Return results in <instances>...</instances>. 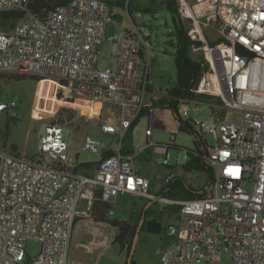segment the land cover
<instances>
[{
	"label": "built area",
	"instance_id": "2783aa9c",
	"mask_svg": "<svg viewBox=\"0 0 264 264\" xmlns=\"http://www.w3.org/2000/svg\"><path fill=\"white\" fill-rule=\"evenodd\" d=\"M31 1L0 0V12L21 13L18 19L4 20L11 21L6 28L0 23V74L39 77L73 99L105 105L100 128L117 135L119 143L111 146L86 135L81 149L99 156L87 174L77 171L78 154L70 153L58 122L45 126L33 157L0 150V264H81L70 256L80 200L91 211L99 196L110 204L107 215H112L111 204L127 195L179 207L174 214L179 223L167 225L169 240L160 264L216 262L224 255L233 264H264V0H178L190 37L203 41L193 51L205 50L208 68L196 92L242 111L239 121L212 114L192 120L196 132L214 137L207 144L213 174L205 194L189 199L153 193L150 179L122 147L148 92L149 30L135 26L106 35L107 26L116 21L108 0H69L44 17L29 10ZM211 22L223 32V41L215 46L202 30ZM104 40L112 45V62L100 69ZM182 105L184 118L189 109L187 102ZM0 115L17 118V102L0 100ZM148 119L147 147L163 153L167 165L168 145L174 142L154 143L151 110ZM108 151L112 153L104 156ZM173 176L169 172L165 182ZM32 238L39 248L30 256L26 246Z\"/></svg>",
	"mask_w": 264,
	"mask_h": 264
},
{
	"label": "rangeland",
	"instance_id": "374dc122",
	"mask_svg": "<svg viewBox=\"0 0 264 264\" xmlns=\"http://www.w3.org/2000/svg\"><path fill=\"white\" fill-rule=\"evenodd\" d=\"M112 1L109 4V10L116 16V21L107 26L106 35L118 34L126 29H133L135 26H145L149 30V37L146 40L149 43L148 48L151 55L149 58V83L151 81L153 93L165 94L167 89L176 82V65L174 61L175 48L170 43V41H175L171 35L173 25L171 15L164 7L163 0H127L128 7L132 10L131 14L128 13L125 0ZM1 22L5 28L11 23V21L0 20ZM185 23L188 25L186 21ZM202 30L208 41L223 37L221 28L213 22L208 23ZM143 53V60H146V50ZM111 54L112 45L109 41L104 40L101 45V55L97 62L100 69H106L110 66ZM191 54L197 60L205 59V50L203 49L191 51ZM140 67L142 68L141 65ZM16 73L0 74V100L14 99L17 102L18 113L17 118L0 115V150L5 148L8 152L13 150L22 156L33 157L38 151L40 136L45 126L54 121L64 126L65 137L69 142V151L70 153L78 152L79 161L93 163L99 159L97 154L81 149L86 135L102 142H109L111 146L118 145L117 135L103 132L100 128L101 114L107 112L105 105L89 100H76L66 92H62L61 97L58 98L54 92L57 89L55 83L43 79L46 86V89H43L30 75L20 79L11 77ZM51 84L55 88L51 87ZM187 105L189 114L184 119L203 120L212 114L215 117L221 116L224 121H239L242 115V111L239 109L222 107L223 104L215 96L211 98V102L191 100L187 102ZM179 107H183V105L180 104ZM153 108V142L165 145L172 140L177 146L168 149L166 155L168 164L163 163L165 155L153 152V147H150L144 156L137 153L138 150L147 147L148 113L140 115L132 132L123 139L122 147L130 149L136 166L141 170H146L149 173L148 178H152L156 186L164 184L165 177L174 170L178 176H183L187 183L193 187L203 186L206 183L207 172L186 171L183 168L188 150L195 149V136L178 129V122L170 110L158 106ZM199 134L208 145L214 143V137L211 133L201 131ZM146 174L145 172L144 175ZM132 198V196L130 198L128 196L119 197V205L118 201L111 205L114 212L110 217L116 220L129 218ZM156 209L161 210L162 206L159 205ZM169 223L178 224L179 218L175 217L173 213L170 215L164 213L162 215L164 228L160 234L148 233L145 230L140 231L132 256L136 264H157L158 253L161 249L163 250L169 240L166 228ZM93 233L94 231L85 221H79L76 232L72 233L70 256L75 255L77 258L92 264H118L120 262L118 261L120 248L117 243L107 242L104 245L91 247L85 244L88 243V239L93 236ZM38 248L37 239L28 240L26 250L30 256L36 254ZM196 264L233 263L228 256L224 255L220 261H201Z\"/></svg>",
	"mask_w": 264,
	"mask_h": 264
},
{
	"label": "trees",
	"instance_id": "16d2710c",
	"mask_svg": "<svg viewBox=\"0 0 264 264\" xmlns=\"http://www.w3.org/2000/svg\"><path fill=\"white\" fill-rule=\"evenodd\" d=\"M68 1L69 0H32L29 3V10L39 17H44L49 11L56 9L57 7L67 3ZM108 3L110 4L111 2L108 1ZM124 3L126 4V1ZM163 4L171 15L173 25L171 35H173L175 41H170V43L175 48L174 61L176 65V82L172 87L167 89L166 93L163 96L153 100L151 105L144 104L142 114L149 113L150 107L158 106L161 108H166L172 112L174 118L178 122V129L180 131H186L195 136V149L188 150L187 159L183 163V168L186 171L195 170L207 172L208 174L206 183L200 187H193L192 185L187 183L186 179L183 176H178L175 174L159 190L158 195L162 197L179 199L198 198L203 196L207 191L206 185H208L212 179L213 168L207 162V143L205 139L194 130L192 126V119H184L180 115L179 106L183 102H188L191 100H211V95L196 92L197 86L208 66L204 58L197 60L191 54V51H193V47L203 45V41L194 40L190 37L188 33L189 27L180 16L178 0H163ZM127 10L129 14L132 13V10L128 7V2ZM20 16L21 13L17 12H0V19L3 21L8 19L15 20ZM221 41H223L222 37L214 41L207 40L210 46H215ZM11 77L20 79L27 77V75H24L23 73H16ZM30 77H33L41 88L46 89V86L43 83V79L35 76ZM50 86L54 87L52 84ZM54 92L56 93L58 98L61 97L62 91H58V89H55ZM136 122L137 120L129 129L127 135L132 132V129ZM170 147L177 146L175 145V143H171L168 145V149ZM124 152L126 154H129L128 149H125ZM111 153L112 151H108L104 154V156ZM89 165L90 163H81L80 167H87ZM109 208L110 204L106 201H103L99 196H97L92 202L90 218H92L96 222H107L117 228V233L113 238V242L119 245L121 251H124V264H126V260L131 248L132 239L135 234L139 219L142 215V210L139 213L136 223L131 224L125 220L108 218L107 212ZM178 209L179 207L177 206H163L161 210H158L153 207L151 208V206H148L145 210V221L141 227V231L145 230L148 233L160 234L162 232V229L164 228L162 225V215L164 213H167L169 215L170 213L177 214ZM130 264H136V261L133 257Z\"/></svg>",
	"mask_w": 264,
	"mask_h": 264
},
{
	"label": "crops",
	"instance_id": "0c3cea01",
	"mask_svg": "<svg viewBox=\"0 0 264 264\" xmlns=\"http://www.w3.org/2000/svg\"><path fill=\"white\" fill-rule=\"evenodd\" d=\"M108 1L113 2L112 0H108ZM163 95H157V94L153 93V87H152V84H151V81H150V83L148 84V92L145 95V100H144L145 104L146 105H151L154 99H156L158 97H161ZM150 110L152 111L153 118H154V108L150 107L149 111ZM152 135H153V131H152ZM149 148L150 147H145L144 149L138 150L137 151L138 155H143L144 156L145 155L144 153ZM124 149H127V148H124ZM130 152H131L130 149H128V153L129 154H130ZM153 152L161 153L160 151L156 150L155 148H153ZM76 153L78 154V152L74 151L72 154H76ZM96 162L90 163V162H82V161L78 160L79 165L77 167V171L79 173H82V174L90 173L93 170ZM81 163H90V165L87 166V167L86 166L80 167ZM133 165L141 174L144 175V173L146 172L147 173L146 176L149 177V175H148L149 173L146 170H144V169L141 170L138 166H136V164L134 163V160H133ZM174 171H173L174 175L175 174L177 175L176 170H174ZM150 181L152 182L150 190L153 193L158 195L159 190L164 186V184L166 182L164 184H162L161 186H156L155 183L153 182L152 178L150 179ZM127 196L129 198H130V196L133 197L132 200H131V203H130L131 210L129 212V218H127V219L122 218V219H118V220H125V221H127V222H129L131 224H135L136 223V221L138 220V216H139L140 211L141 210L143 211V209H144V207L146 205L151 206V208L153 207L155 209L157 208V206L161 205L160 203H158L156 201L143 199V198H141L139 196H136V195H127ZM119 200H120L119 197L116 198L114 200L113 204L117 203V201H118V205H119V203H120ZM113 204H111V205H113ZM77 209H78L77 217H76V222H75V225H74L73 232L74 233L76 232V226H77V223L79 221H85L86 224L88 226H90L91 229L94 231L93 236L88 239L89 240L88 243H85L86 245H90V247H91V246L104 245L107 242L113 243V238H114L115 234L117 233V228L115 226H112L111 224H109L107 222H96L92 218H90V210L87 208V202H86L85 199H81L80 200V203H79V206H78ZM107 217L110 218V219H113V218L110 217V215H107ZM161 252H162V249L158 253V256L156 258L157 264H159V255H160ZM72 258L77 260L81 264H92V263H88L86 261H83L82 259L77 258L75 255H73ZM118 261H120V262H118V264H123L124 261H125V253L123 251H121V250H120V259H118Z\"/></svg>",
	"mask_w": 264,
	"mask_h": 264
},
{
	"label": "water",
	"instance_id": "95a60500",
	"mask_svg": "<svg viewBox=\"0 0 264 264\" xmlns=\"http://www.w3.org/2000/svg\"><path fill=\"white\" fill-rule=\"evenodd\" d=\"M208 187V185H206V188ZM151 203V202H150ZM148 205H146L142 211V215L140 217V220L137 224V227H136V231H135V234L133 236V239H132V243H131V248H130V251H129V255L127 257V260H126V264H130L131 263V259H132V256H133V253L135 251V245H136V241H137V238L139 236V233L141 231V227L145 221V210L147 208Z\"/></svg>",
	"mask_w": 264,
	"mask_h": 264
},
{
	"label": "bare ground",
	"instance_id": "6f19581e",
	"mask_svg": "<svg viewBox=\"0 0 264 264\" xmlns=\"http://www.w3.org/2000/svg\"><path fill=\"white\" fill-rule=\"evenodd\" d=\"M213 53H216V51H215V52H213Z\"/></svg>",
	"mask_w": 264,
	"mask_h": 264
}]
</instances>
